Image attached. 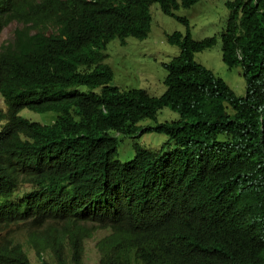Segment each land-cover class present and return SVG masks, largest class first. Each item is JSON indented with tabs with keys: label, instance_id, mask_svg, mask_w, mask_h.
<instances>
[{
	"label": "trees",
	"instance_id": "1",
	"mask_svg": "<svg viewBox=\"0 0 264 264\" xmlns=\"http://www.w3.org/2000/svg\"><path fill=\"white\" fill-rule=\"evenodd\" d=\"M200 1L0 0V24L18 19L35 30L0 50L7 105L0 113L7 120L0 129V231L41 227L30 226L27 240L42 263L51 264L46 253L68 264L50 224L75 227L68 241L78 261L81 225L91 221L112 229L98 243L100 264H264V0L228 1L219 39L194 40L188 19L175 11ZM152 4L186 26L166 36L180 51L164 65L166 88L158 97L112 87L113 71L103 62L111 40L147 37ZM48 28L56 32L46 36ZM218 40L222 62L241 67L243 97L194 59ZM24 107L57 118L29 122L16 116ZM164 108L179 119L141 133L167 135L177 147L161 153L135 144L131 161L116 160L112 133L132 135ZM20 185L57 192L69 207L7 214ZM0 264L32 263L19 242L0 240Z\"/></svg>",
	"mask_w": 264,
	"mask_h": 264
},
{
	"label": "rangeland",
	"instance_id": "2",
	"mask_svg": "<svg viewBox=\"0 0 264 264\" xmlns=\"http://www.w3.org/2000/svg\"><path fill=\"white\" fill-rule=\"evenodd\" d=\"M180 1V0H178ZM232 0H201L191 8L180 7L175 11L176 15L186 17L189 21V30L192 39L202 40L206 37L216 36L226 27L229 10L226 3ZM151 30L146 39L138 40L132 37L126 39V45L122 46L118 39L108 43L105 53L107 54L104 63L108 64L113 71L112 87L121 90L143 89L151 96H160L165 91L164 80L167 71L163 64L168 63L173 57L179 54V48L167 42L166 36L175 31L185 33L186 26L176 18L163 14L158 4L150 6ZM20 27L18 24H10L0 34V46L13 38V31ZM196 62L202 64L213 74L221 79L234 91L238 97L245 96V81L241 75V67L229 69L221 59V43L211 49L196 53ZM83 89H86L82 87ZM82 89V90H83ZM0 109L5 110V105L0 96ZM24 119L44 125L53 123L57 117L55 112L37 113L23 109L20 114ZM179 119L177 113L168 108L160 110L155 120L141 121L137 132L131 136L116 135L118 147L114 158L121 161H130L134 156L132 146L138 144L142 148L151 151H162L172 149V142L168 138L154 131L141 134L142 129L147 126H155L159 123L176 121ZM44 224L43 226H46ZM31 224H20L11 226L1 232L0 238H14L21 242L33 264H40L34 251L28 248L27 236ZM108 232L97 229L92 236L84 240L85 252L82 264H97L99 252L96 243ZM46 262L51 263L49 254L44 255Z\"/></svg>",
	"mask_w": 264,
	"mask_h": 264
},
{
	"label": "clouds",
	"instance_id": "3",
	"mask_svg": "<svg viewBox=\"0 0 264 264\" xmlns=\"http://www.w3.org/2000/svg\"><path fill=\"white\" fill-rule=\"evenodd\" d=\"M18 24L20 25V27L18 28H15L14 31H13V38L12 39H8L7 43L4 44V45H1L0 46V50L3 48V47H7V46H12L10 48H14L15 45L17 44V42L19 41V39L24 36V35H27V36H31L33 35V33L35 32V30H31L30 32L26 31V27L23 25V23L19 22L18 19H12L10 20L9 22L7 23H2L0 24L1 25V31H0V34L3 32V30L8 27L10 24ZM150 30H151V27H150ZM56 32V29L55 28H48L46 31H45V35L48 36L50 33H55ZM150 33V32H149ZM148 33V35H149ZM147 35V37H148ZM146 37V38H147ZM129 38V37H127ZM126 38V39H127ZM134 38V37H132ZM144 38V39H146ZM115 39H118V38H115ZM126 39H125V45H126ZM136 39V38H135ZM114 40V39H113ZM119 40V39H118ZM140 40V39H138ZM143 40V39H142ZM112 41V40H111ZM110 41V42H111ZM109 43V42H108ZM108 43L106 44V48H107V45ZM119 43H120V40H119ZM120 45H122L120 43ZM124 46V45H122ZM106 50V49H105ZM104 54L107 55L104 51ZM179 55V54H178ZM177 55V56H178ZM176 57V56H175ZM174 58V57H173ZM172 58V59H173ZM104 62V61H103ZM170 62V61H169ZM106 64V63H105ZM167 64V63H166ZM165 64H163V67H164ZM0 96L3 100V104L5 105V110L4 109H0V113L2 114H5L7 112V105H6V101L4 99V97L2 96V94L0 93ZM23 109H28L30 111H33V112H37L35 110H32V109H29L27 107H24V108H21L17 113H16V116L18 118H22L24 119L23 117H21L19 114L20 112L23 110ZM37 113H45V112H37ZM57 118V117H56ZM26 120V119H24ZM28 121V120H27ZM7 122V120L4 118H0V129L3 125H5ZM31 122V121H29ZM33 123H37V122H33ZM40 124V123H39ZM161 124V123H160ZM44 125V124H42ZM142 134V133H141ZM112 135H114L116 137V135H121V134H118V133H112ZM164 135V134H163ZM125 136H131V135H125ZM167 138H168V143L172 142V145L174 146L172 149L170 150H173L174 148H176V144L174 142V140H171L169 139V137L167 135H165ZM135 145V144H134ZM133 145V146H134ZM138 145V144H137ZM132 146V148H133ZM118 147V146H117ZM117 150V149H116ZM170 150H167L166 152L170 151ZM133 151H134V148H133ZM151 151V150H150ZM155 152V151H153ZM157 152H161V153H165V152H162L161 150L160 151H157ZM134 155H135V151H134ZM134 158V156H133ZM132 158V159H133ZM131 159V160H132ZM117 160V159H116ZM130 160V161H131ZM119 161V160H118ZM121 162V161H120ZM129 162V161H127ZM122 163H125V162H122ZM6 205H7V214L14 211L15 209H18V211H24V212H28L27 211V208L29 206H35L43 215H52V214H55L57 212H60V211H64L66 210L68 207H69V203L68 201L63 197L61 196L60 194H58L57 192H47V191H44V190H39L37 192H34L29 186L25 187L24 185H20L18 187H16L13 192L9 195L8 199H7V202H6ZM138 207V199H134V208H137ZM12 226H15V225H12ZM34 229H40L41 227H35L33 225H31ZM83 228H84V234L81 235V237L83 238V253L81 255V257H79L78 261H72L71 260V254H70V251H69V241H68V237L70 235L71 232H76V229L75 227L69 225V224H50V227H53L54 230L62 236V247L65 249V253L67 255V258H68V264H82V261H83V256H84V252H85V246H84V240L91 237L93 232L96 231L97 229H100V230H105L108 232L107 235H105L104 237H102L97 243H96V249L98 250L99 252V260H98V263L97 264H100V261H101V256H103V253L100 252L99 248H98V243L100 241H102L104 238L108 237L110 234H111V231L112 229L110 227H103L101 226L100 223H97V222H91V221H88L86 223H84L83 225H81ZM105 226V225H104ZM11 227V226H10ZM9 228V227H8ZM6 229V228H5ZM111 230V231H110ZM3 231V230H2ZM0 231V235H1V232ZM0 240H11L12 242H19L17 241L16 239L14 238H6V236L0 238ZM22 247H23V250L25 251V253L27 254V251L24 247V245L19 242ZM27 244H28V248L30 250H33L34 251V254L35 256L37 257L36 253H35V250L33 249V247L28 243V240H27ZM46 253L43 254V259H44V255ZM51 258H52V262L51 264H55V260L53 258L52 255H50ZM27 257L29 258L28 254H27ZM38 258V257H37ZM30 260V258H29ZM38 260L40 261V259L38 258ZM31 261V260H30ZM45 261V259H44ZM46 262V261H45ZM32 263V262H31ZM33 264V263H32ZM40 264H44L40 261ZM46 264V263H45Z\"/></svg>",
	"mask_w": 264,
	"mask_h": 264
}]
</instances>
